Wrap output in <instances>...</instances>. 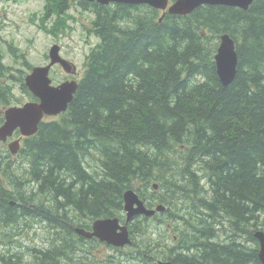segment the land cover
<instances>
[{
    "label": "trees",
    "instance_id": "1",
    "mask_svg": "<svg viewBox=\"0 0 264 264\" xmlns=\"http://www.w3.org/2000/svg\"><path fill=\"white\" fill-rule=\"evenodd\" d=\"M74 5L93 14L99 42L67 110L22 142L32 196L25 208L6 207L0 196V264H84L81 253L101 243L75 229L118 217L128 189L147 202L142 182L151 179L168 206L157 216L169 218L172 206L183 227L177 252L153 248L159 235L146 239V224L129 227L144 263L175 253L179 264H261L254 234L264 233V0L245 11L202 6L161 22L162 12L146 5L45 0L51 34L67 28L61 17ZM223 33L238 59L225 87L213 60ZM3 59L0 35V107H8L14 77ZM24 77L21 90L37 101ZM32 225H43L47 240L12 253L15 228Z\"/></svg>",
    "mask_w": 264,
    "mask_h": 264
},
{
    "label": "water",
    "instance_id": "2",
    "mask_svg": "<svg viewBox=\"0 0 264 264\" xmlns=\"http://www.w3.org/2000/svg\"><path fill=\"white\" fill-rule=\"evenodd\" d=\"M87 1H96L103 5L108 3L127 5L145 4L158 11H163L159 19L161 22L166 13L173 16H186L202 6H226L247 10L253 0H175L171 3L169 0ZM59 51L60 47L58 45L52 46L48 53L49 64L34 67L25 76V87L38 101H29L21 106H12L4 110V122L0 126L1 141H5L11 137L16 130L19 131L21 136L30 137L37 132L38 125L45 116H58L67 110L68 105L73 100L78 84L75 81H65L57 86L52 85L49 71L55 64H59L68 74H73L75 71L74 67L60 57ZM214 63L220 83L224 87L227 86L235 78L238 65L235 44L229 35H222L220 37V45L214 55ZM14 147L16 148L15 150L19 148V141H14ZM123 200L126 218L130 220L141 215L151 217L155 213H162L165 210L164 206L146 209L138 195L132 190L125 192ZM126 225L127 223L125 222L124 226H120L117 218L98 219L93 222L90 233L81 229H77L76 232L87 239L96 238L102 243L121 248L131 243ZM254 238L259 245L258 259L261 264H264V233L257 231L254 234ZM159 264L170 263L159 262Z\"/></svg>",
    "mask_w": 264,
    "mask_h": 264
},
{
    "label": "rangeland",
    "instance_id": "3",
    "mask_svg": "<svg viewBox=\"0 0 264 264\" xmlns=\"http://www.w3.org/2000/svg\"><path fill=\"white\" fill-rule=\"evenodd\" d=\"M44 4L45 0H0L3 62L10 68V73L14 77L7 81L12 87L14 104L27 101L26 94L20 88V77L30 72L29 67L32 69L45 66L48 63L46 56L54 44L60 46V56L71 60L76 66L78 71L76 79L78 80L83 74L85 56L91 47L99 42V39L90 33L93 14L83 11L77 5L72 6L61 17L67 23V28L63 32L51 34L49 30L54 27V17L44 18ZM50 78L55 85L69 76L60 67L55 66L50 72ZM158 195H161V191ZM176 231V227H170L168 236L174 239ZM17 233L9 242L12 253H24L27 245H32V243L39 245L48 238L43 225H32L18 235ZM173 239L168 240L170 245ZM3 248L5 246L0 245V250ZM95 255L104 260L106 247L99 245L95 250ZM153 264L156 263L153 262Z\"/></svg>",
    "mask_w": 264,
    "mask_h": 264
},
{
    "label": "flooded vegetation",
    "instance_id": "4",
    "mask_svg": "<svg viewBox=\"0 0 264 264\" xmlns=\"http://www.w3.org/2000/svg\"><path fill=\"white\" fill-rule=\"evenodd\" d=\"M70 63H72L69 60ZM78 75V74H77ZM76 77V76H75ZM75 77H70L65 79L71 80L75 79ZM3 119L2 111L0 110V125ZM24 137L20 136L19 131H16L12 137L7 138L5 141L0 140V187L3 192L0 193L2 196V203L6 207H16L25 208L26 198L28 196H32L31 193V182L30 176L28 175V162L23 160L20 155V149L23 147ZM14 141H19V148L15 150ZM7 197V200L5 199ZM19 213L15 214V219H12L13 223L18 225L17 217ZM141 221L143 220L140 218ZM26 223L25 217H23V222ZM85 222L82 221V224ZM92 223L90 226L81 225L80 229L90 233L92 231ZM28 228V227H25ZM18 231L17 235L20 232H23L20 228H15ZM130 237H131V232ZM87 239V240H93ZM132 239V237H131ZM103 245V244H101ZM174 248V246L172 247ZM179 248V247H178ZM178 248L174 249L177 252ZM111 252V254H110ZM139 253V247L134 245L133 243L130 246L120 248H114L113 246L106 244V264H108L109 257L115 258L116 254H120L121 257L116 260L117 264H146L142 261V259L137 256ZM163 259V260H162ZM161 260H154V263L159 264V262H168L170 264H179L177 262L176 254L170 258H162Z\"/></svg>",
    "mask_w": 264,
    "mask_h": 264
},
{
    "label": "bare ground",
    "instance_id": "5",
    "mask_svg": "<svg viewBox=\"0 0 264 264\" xmlns=\"http://www.w3.org/2000/svg\"><path fill=\"white\" fill-rule=\"evenodd\" d=\"M96 2V1H95ZM98 3V2H97ZM109 4V3H108ZM118 4V3H117ZM101 5H103V4H101ZM104 5H107V4H104ZM145 5V4H144ZM146 6H148V5H146ZM149 7V6H148ZM150 8H152V7H150ZM154 9V8H153ZM239 9V8H238ZM242 10V9H241ZM245 11V10H244ZM162 16V15H161ZM173 16V15H172ZM161 18V17H160ZM222 35H229V34H227V33H223V34H220L219 36H218V39H217V42H218V44H217V48H216V51H217V49H218V47H219V45H220V37L222 36ZM230 36V35H229ZM230 38L231 39H233L231 36H230ZM233 41H234V39H233ZM234 44H235V41H234ZM216 51H215V53H216ZM235 51H236V49H235ZM215 55V54H214ZM237 55V54H236ZM213 60H214V57H213ZM219 79V78H218ZM219 81H220V79H219ZM142 184H143V193H144V195L145 196H147V202H145V205H146V207H148L149 208V206L150 207H152V208H154V207H157V206H166V207H168L167 206V204L166 203H164V201H165V192L163 191V188L162 187H159V190H158V184H159V182L158 181H156V180H154V179H151L150 181H149V186L148 187H146L145 188V186H144V183L142 182ZM202 184H205V182L204 181H202ZM155 186H156V188H155ZM160 186V185H159ZM148 189H149V192H148ZM130 190H132V191H134L133 189H128V190H126L125 192H127V191H130ZM161 191V195L159 196L158 194H159V192ZM125 192L123 193V196H124V194H125ZM135 192V191H134ZM157 195H158V197H157ZM162 203V204H161ZM149 204V205H148ZM164 206V207H165ZM170 208H171V210H170V214H171V216L169 217V218H167V217H158L157 215L158 214H154L153 216H151V217H146V216H144V219L141 221V220H139L138 218H133L132 220H130V219H127L126 218V212H125V210H124V200H123V197H122V209H121V207L119 208V209H116L114 212L115 213H119V216L117 217V218H119V219H121V220H124L128 225H129V227H131L133 224H136L132 229H138V226H142L143 224H146V227H147V232L145 233V238L147 239L148 237H153L154 235L156 236V235H159V238H158V243H159V245L158 244H155L154 246L153 245H151L150 244V246H153V248H155V249H165V248H168L170 251L171 250H173L174 248H176L175 246H177V244H178V242H176V236H174V239L172 238V237H169L168 236V231H169V229H170V227H176L177 228V230H178V233H179V236H180V231H181V228L183 227L181 224V222H182V219H181V216H179L178 214H179V211L176 209V208H174V207H172V206H170ZM197 208V207H196ZM199 208V207H198ZM130 220V221H129ZM167 223H172V225H167ZM166 225H167V227H166ZM215 226V225H214ZM169 228V229H168ZM77 229H80V228H76L75 230H77ZM131 229V230H132ZM208 229H209V226H208ZM82 230V229H81ZM197 230V229H196ZM199 230V229H198ZM77 233V232H76ZM195 234H196V232H195ZM79 235V234H78ZM79 236H81V237H83L82 235H79ZM131 237H132V242H133V244L135 243V244H137L136 243V241H135V237H134V235L132 234V232H131ZM84 238V240H87V238H85V237H83ZM173 239V242H172V244L170 245V240H172ZM255 239V238H254ZM169 240V241H168ZM256 240V239H255ZM256 242H257V240H256ZM138 244H142L141 242H139ZM137 244V245H138ZM257 244H258V242H257ZM174 246V248H172ZM183 250V249H182ZM185 250V249H184ZM258 251H259V245H258ZM182 252V251H181ZM83 256H86V257H88V260H86V261H84V264H94V263H92L95 259L98 261V264H101V260L102 259H99L98 257H96V255H95V249H93L92 247L87 251V252H82L81 253V256H80V258L81 257H83ZM121 257V255L120 254H116V256H115V258H112L110 261H109V263L108 264H117V262H116V260H118L119 258ZM257 257H258V253H257ZM157 258V257H156ZM170 258V257H169ZM162 259V258H161ZM163 260V259H162ZM259 260V259H258ZM260 262V261H259ZM71 264H78V263H71ZM105 264V263H104ZM152 264H153V262H152Z\"/></svg>",
    "mask_w": 264,
    "mask_h": 264
}]
</instances>
